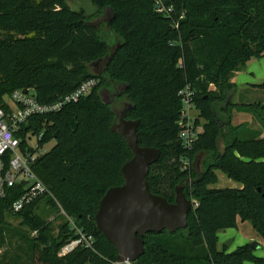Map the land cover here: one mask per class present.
Returning <instances> with one entry per match:
<instances>
[{
	"label": "trees",
	"instance_id": "16d2710c",
	"mask_svg": "<svg viewBox=\"0 0 264 264\" xmlns=\"http://www.w3.org/2000/svg\"><path fill=\"white\" fill-rule=\"evenodd\" d=\"M157 1L170 9L167 15L156 11ZM93 5L98 9L93 16L107 12V31L121 39L111 61L100 70L117 76L115 83L100 72L86 73L109 51L96 38L93 16L70 11L66 0H0V107L7 109L4 98L17 90L32 92L39 103L49 104L88 79L98 80L77 103L33 116L20 130L21 136L42 132L40 145L53 142L32 170L74 227L60 216L64 221L59 237L50 241L49 223L35 212L41 203L59 212L55 201L42 197L12 213V203L23 193L16 186L0 198V250L7 244L11 215L36 233L28 247L29 264L116 260L115 249L94 223L100 199L109 188L123 184L120 169L132 158L124 139L110 132L115 113L100 94L114 84L118 96L132 106L125 119L131 114L140 120L138 145L161 153L147 175L150 193L172 203L174 185L186 183L185 197L197 204H192L184 230L148 235L144 254L135 264H263L249 244L231 253L217 250V234L235 228L237 220L249 223L264 240V138L258 133L246 137L228 121L223 129L217 116L238 108L263 119L264 105L231 102V78L251 59L264 58V0H93ZM186 86L194 91L195 109L205 121L187 154L178 145L177 126L182 108L178 92ZM225 134L229 142L220 156L216 140ZM199 152L205 153L203 171L197 182L188 184L197 179L191 162ZM185 155L190 165L184 171L180 159ZM103 170L116 185L100 193L96 184L105 181ZM217 171L241 188H212ZM78 232L90 236L92 245L82 243L58 257L61 247L79 238Z\"/></svg>",
	"mask_w": 264,
	"mask_h": 264
},
{
	"label": "water",
	"instance_id": "95a60500",
	"mask_svg": "<svg viewBox=\"0 0 264 264\" xmlns=\"http://www.w3.org/2000/svg\"><path fill=\"white\" fill-rule=\"evenodd\" d=\"M72 12L83 11L85 16L91 17L98 12L93 0H72L66 2ZM119 44L111 47L101 61L102 67L107 65ZM26 93V91H24ZM132 106L124 104V108L115 113V120L110 126V132L122 137L132 158L124 163L120 169L123 184L109 188L100 199L94 217L96 229L113 246L116 251V262H136L144 254V239L150 234L169 235L184 230L187 227L188 214L192 204L184 195L186 183L175 187L172 203L164 198L150 193L147 184L149 168L157 163L160 151L138 145L137 128L140 120H127L125 115ZM218 155L222 156L225 146L222 140H216ZM204 152L196 154L191 167L198 181L203 171ZM231 241L225 244L228 247ZM254 251L256 243L249 244Z\"/></svg>",
	"mask_w": 264,
	"mask_h": 264
},
{
	"label": "built area",
	"instance_id": "2783aa9c",
	"mask_svg": "<svg viewBox=\"0 0 264 264\" xmlns=\"http://www.w3.org/2000/svg\"><path fill=\"white\" fill-rule=\"evenodd\" d=\"M156 11L167 15L170 9H165L160 1H157ZM97 84V79H88L80 83L69 94L49 104L39 103L32 92L26 91L24 93L25 90L14 91L9 97L4 98L8 108L0 107V198H3L10 188L21 186L23 189L21 196L11 205L10 211L12 213L19 212L25 206L42 197H50L54 200L51 192L32 170L39 157L47 152H41L43 145H40V140L43 133L40 132L36 135L26 133L21 136L20 130L26 126L28 119L33 116L53 114L66 105L77 103L81 98L90 94ZM194 95V91L188 86L178 92L182 105L177 122L179 128L178 145L186 154L192 151L194 143L198 140V136L201 133L197 127L198 125H196V119L194 120L192 117L193 112H196ZM32 139L36 140L35 148H31L28 144ZM180 164L182 170H187L190 165L189 158L185 155L180 159ZM55 203L60 215L65 217L71 227H74L72 220L66 216L56 201ZM193 205L194 207L197 206L195 203ZM78 234V239L70 241L61 247L58 257L66 256L82 243L86 247L92 245L90 236H86L81 232H78ZM112 264H135V262L125 261L117 263L115 260Z\"/></svg>",
	"mask_w": 264,
	"mask_h": 264
},
{
	"label": "rangeland",
	"instance_id": "374dc122",
	"mask_svg": "<svg viewBox=\"0 0 264 264\" xmlns=\"http://www.w3.org/2000/svg\"><path fill=\"white\" fill-rule=\"evenodd\" d=\"M66 2H72V0H66ZM107 12H104L100 16H93L90 20V23L97 28L96 38L103 42L107 49L114 47L116 44H120V37L115 36L111 31H107L106 25L104 22ZM100 65V64H99ZM97 66L91 65L87 67V75H97L95 70ZM101 69V66L100 68ZM250 71V72H249ZM253 74H250V73ZM101 75L107 80H112V82H117V76H111L108 73L100 72ZM232 83L234 84V89L231 95V102L236 105L246 106L253 104L264 105V58L262 59H251L248 63L242 67L237 73L231 78ZM103 80H101L100 85L103 86ZM210 89H215L210 87ZM110 94V91L108 92ZM116 98V97H115ZM110 98L106 100V103L110 106L113 105L110 103ZM7 100V99H6ZM124 101L123 99L116 98V105L119 102ZM125 102V101H124ZM127 103V102H126ZM115 105V104H114ZM114 110H117V107L114 106ZM262 112V117H254L245 109L231 108L228 111V114L218 113L217 119L221 128H225L228 125L232 128L238 127V131L248 134L258 133L259 138H264V110ZM198 112L194 111L192 117L196 121L198 120V129L202 131V127L205 124V121L200 119ZM127 119L135 120L136 115H128ZM228 121V122H227ZM223 128V129H224ZM232 133L230 132V135ZM222 140V143L225 145L229 142L228 135H222L219 137ZM31 148L36 147V140L32 139L28 142ZM53 146V142H48L43 144L41 152L49 151ZM210 156H208L207 161ZM205 161L204 165L207 163ZM104 171V170H103ZM105 172V181L101 184H96L98 192L103 193L106 188L116 185L108 173ZM219 180L218 183L213 185L212 188L216 189H237L239 184L227 179L222 174L218 173ZM177 185L175 184L174 187ZM53 196V195H52ZM53 199L55 200L54 196ZM57 202V201H56ZM58 203V202H57ZM59 205V204H58ZM60 207V205H59ZM61 208V207H60ZM37 216L41 218L42 221L49 223L50 231L48 233L49 238L52 240H57L59 237V226L65 220V217L60 215V212L53 211L49 209V206H46L45 203L39 204L37 211L35 212ZM64 218L61 219V217ZM67 216V215H66ZM63 220V221H62ZM22 220L18 217L7 215L8 223V234H7V244L4 248L0 250V264H29L28 260V247L33 242V239L36 238V233L31 232L29 228L21 224ZM217 250L225 249L226 253H231L236 250L238 247L244 246L246 244L256 243L258 248L253 251V255L256 258L264 260V240L263 238L252 228L249 223H244L243 227L239 230L226 229L220 231L217 234ZM231 241V244L228 247H225V244ZM58 255V254H57ZM19 258V259H18ZM251 264V263H247ZM264 264V263H263Z\"/></svg>",
	"mask_w": 264,
	"mask_h": 264
},
{
	"label": "flooded vegetation",
	"instance_id": "af4514ba",
	"mask_svg": "<svg viewBox=\"0 0 264 264\" xmlns=\"http://www.w3.org/2000/svg\"><path fill=\"white\" fill-rule=\"evenodd\" d=\"M105 21H102V22H105ZM100 66L102 67L101 63H100V65L98 64V66L95 68V70L98 71V72H100V70H101V69H99ZM109 91H110V94L108 93ZM118 92H119V88H118V86H116L114 84H111V85H109V87L104 88V89H102L100 91V94H101L104 102H106V100H108V98H110L109 99L110 100V103L113 104V105H110V107H111V110L113 112H119L120 110H122L124 108V104L126 103L124 101H121V102L118 103V105H116V98H117V100L120 98L118 96ZM114 106L117 107V110H114Z\"/></svg>",
	"mask_w": 264,
	"mask_h": 264
},
{
	"label": "crops",
	"instance_id": "0c3cea01",
	"mask_svg": "<svg viewBox=\"0 0 264 264\" xmlns=\"http://www.w3.org/2000/svg\"><path fill=\"white\" fill-rule=\"evenodd\" d=\"M250 72V71H249ZM250 74H253L252 72ZM218 173L222 174L221 172H216V176H217V183H218V180H219V175ZM223 175V174H222ZM224 176V175H223ZM226 177V176H225ZM227 178V177H226ZM228 179V178H227ZM241 186L239 185V188L237 189H240ZM245 223V222H244ZM244 223L240 222L239 220L236 221V227L235 229L239 230L241 227H243ZM247 223V222H246Z\"/></svg>",
	"mask_w": 264,
	"mask_h": 264
}]
</instances>
